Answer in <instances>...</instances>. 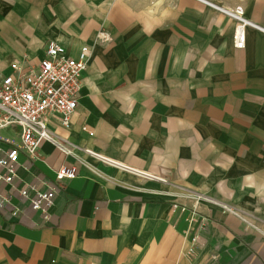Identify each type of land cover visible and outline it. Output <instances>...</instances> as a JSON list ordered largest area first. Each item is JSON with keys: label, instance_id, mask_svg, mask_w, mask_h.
I'll return each instance as SVG.
<instances>
[{"label": "crops", "instance_id": "0c3cea01", "mask_svg": "<svg viewBox=\"0 0 264 264\" xmlns=\"http://www.w3.org/2000/svg\"><path fill=\"white\" fill-rule=\"evenodd\" d=\"M49 40L91 51L69 126L0 166V264H264V0H0V79ZM63 165L43 219L19 191Z\"/></svg>", "mask_w": 264, "mask_h": 264}, {"label": "built area", "instance_id": "2783aa9c", "mask_svg": "<svg viewBox=\"0 0 264 264\" xmlns=\"http://www.w3.org/2000/svg\"><path fill=\"white\" fill-rule=\"evenodd\" d=\"M223 11L237 21L234 40L236 47H242L244 27L249 23L243 17V10L236 7L233 11ZM111 39L106 30L100 29L97 32V41L106 43ZM90 51V47L84 45L77 57L68 56L62 45L49 40L45 57L37 65H23L18 61L10 63L11 73L0 79V130L17 126L19 137L18 141L5 139L4 142L9 145L8 149L0 152V166L5 170L6 182H12L15 177L20 153L29 158L35 157L42 140L55 141L46 125V116L49 113H58L62 124L69 126L71 115L77 109L80 77L87 66ZM76 175L75 166L63 165L56 171L55 181L46 190H37L31 185L20 189L19 195L29 199L31 208L39 211L43 219H47L48 209L58 188L57 182L64 178L72 179ZM7 200L8 197H0V206ZM173 208H178V204H173ZM193 219L195 218L188 222L192 223ZM204 224L205 218L202 217L198 230L203 228ZM198 230L190 236L189 253L197 248Z\"/></svg>", "mask_w": 264, "mask_h": 264}]
</instances>
